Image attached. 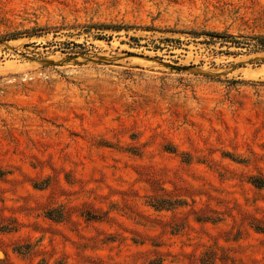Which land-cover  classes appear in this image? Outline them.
<instances>
[{
    "label": "rangeland",
    "instance_id": "374dc122",
    "mask_svg": "<svg viewBox=\"0 0 264 264\" xmlns=\"http://www.w3.org/2000/svg\"><path fill=\"white\" fill-rule=\"evenodd\" d=\"M260 35L264 0H0V264H264Z\"/></svg>",
    "mask_w": 264,
    "mask_h": 264
},
{
    "label": "trees",
    "instance_id": "16d2710c",
    "mask_svg": "<svg viewBox=\"0 0 264 264\" xmlns=\"http://www.w3.org/2000/svg\"><path fill=\"white\" fill-rule=\"evenodd\" d=\"M253 43H249L250 47H253V50H264V35L251 37ZM234 47H242L243 43L240 40L232 39L230 40Z\"/></svg>",
    "mask_w": 264,
    "mask_h": 264
}]
</instances>
